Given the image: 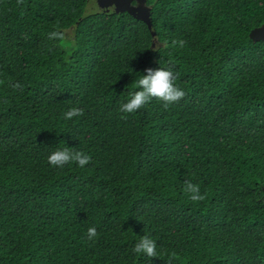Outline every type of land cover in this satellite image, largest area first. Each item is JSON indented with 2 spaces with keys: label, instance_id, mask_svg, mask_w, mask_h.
I'll list each match as a JSON object with an SVG mask.
<instances>
[{
  "label": "trees",
  "instance_id": "1",
  "mask_svg": "<svg viewBox=\"0 0 264 264\" xmlns=\"http://www.w3.org/2000/svg\"><path fill=\"white\" fill-rule=\"evenodd\" d=\"M89 1L0 0V264H264V0H147L151 28ZM160 67L183 99L121 113Z\"/></svg>",
  "mask_w": 264,
  "mask_h": 264
},
{
  "label": "clouds",
  "instance_id": "2",
  "mask_svg": "<svg viewBox=\"0 0 264 264\" xmlns=\"http://www.w3.org/2000/svg\"><path fill=\"white\" fill-rule=\"evenodd\" d=\"M18 3H23V0H18ZM51 39H64V34L60 31H54L49 34ZM185 41H172V45L179 44L182 48ZM147 74L141 76L136 81L137 91L130 94V99L126 103L120 106L119 111L125 114H133L141 109L145 104L149 103L152 99H156L163 103L164 108H168L169 105L179 103L185 96V92L175 84L177 74L174 73L171 68L160 67L156 70L148 68ZM12 88L14 90H22L23 86L19 83H13ZM83 109L71 108L67 111L64 116L65 119L71 120L73 117L82 116ZM122 119H126L127 116H122ZM91 161V156L82 151H73L70 148L65 147L57 149L52 152L48 157V162L54 167H64L69 163L78 164L79 167L83 168ZM185 192L190 193V199L194 202L203 201L206 196L200 194L199 185H194L191 182H185ZM98 236L95 227H89L87 229V239L94 241ZM157 244L154 239L144 235L140 238L139 242L133 248V251L137 254L146 255L149 258L157 256L156 252ZM171 258L178 259V255L173 252Z\"/></svg>",
  "mask_w": 264,
  "mask_h": 264
},
{
  "label": "water",
  "instance_id": "3",
  "mask_svg": "<svg viewBox=\"0 0 264 264\" xmlns=\"http://www.w3.org/2000/svg\"><path fill=\"white\" fill-rule=\"evenodd\" d=\"M147 0H96L99 8L109 11L110 8L118 12L126 11L136 19L144 21L149 28L152 27L150 7L147 5ZM155 35V32H152ZM249 37L252 40L264 41V22L257 27H254Z\"/></svg>",
  "mask_w": 264,
  "mask_h": 264
},
{
  "label": "rangeland",
  "instance_id": "4",
  "mask_svg": "<svg viewBox=\"0 0 264 264\" xmlns=\"http://www.w3.org/2000/svg\"><path fill=\"white\" fill-rule=\"evenodd\" d=\"M99 7H98V5H97V3H96V0H91V1H89V3H88V5H87V13L88 12H92V11H94V10H97ZM67 37H69V34L67 33Z\"/></svg>",
  "mask_w": 264,
  "mask_h": 264
}]
</instances>
